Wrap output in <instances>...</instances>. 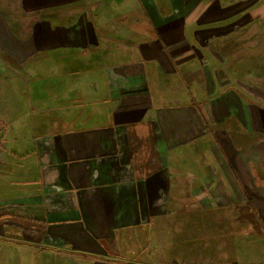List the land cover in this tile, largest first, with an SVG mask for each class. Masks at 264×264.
<instances>
[{"label": "crops", "instance_id": "obj_1", "mask_svg": "<svg viewBox=\"0 0 264 264\" xmlns=\"http://www.w3.org/2000/svg\"><path fill=\"white\" fill-rule=\"evenodd\" d=\"M249 34L264 45V0H0L4 264H204L171 259L187 186L264 231V58L236 57Z\"/></svg>", "mask_w": 264, "mask_h": 264}, {"label": "rangeland", "instance_id": "obj_2", "mask_svg": "<svg viewBox=\"0 0 264 264\" xmlns=\"http://www.w3.org/2000/svg\"><path fill=\"white\" fill-rule=\"evenodd\" d=\"M248 42L252 48L243 50V54L236 51V57L242 56L250 61L258 55L264 58V45L262 46L261 41H257L255 34L248 35ZM194 201V196L190 193L188 186L180 189L179 194L170 195V218L168 220L170 232L167 234V240L170 241L173 252L176 250L180 252V257L171 259L185 263L199 261L204 264L207 262L210 264H248L252 261L254 264H264L263 256L258 259L245 258L242 260L243 258L237 255L242 246H249L255 251L264 246V231L248 207L241 206L227 211H208L198 207ZM15 247L14 243L0 238V264L7 261L5 250L11 251V249H16ZM199 252L202 254L200 255ZM263 253L264 251H261V254ZM16 255L8 253L9 264L16 262L43 264L41 262L46 261L42 258L43 254H37L34 250L27 255L23 254L24 257L21 254L19 258H16ZM65 261L63 260L62 264H65Z\"/></svg>", "mask_w": 264, "mask_h": 264}, {"label": "built area", "instance_id": "obj_3", "mask_svg": "<svg viewBox=\"0 0 264 264\" xmlns=\"http://www.w3.org/2000/svg\"><path fill=\"white\" fill-rule=\"evenodd\" d=\"M2 67V61H1V59H0V68Z\"/></svg>", "mask_w": 264, "mask_h": 264}]
</instances>
